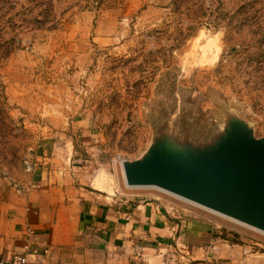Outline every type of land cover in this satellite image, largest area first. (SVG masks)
Instances as JSON below:
<instances>
[{
	"label": "rangeland",
	"instance_id": "rangeland-1",
	"mask_svg": "<svg viewBox=\"0 0 264 264\" xmlns=\"http://www.w3.org/2000/svg\"><path fill=\"white\" fill-rule=\"evenodd\" d=\"M227 111L263 136L264 0H0L4 178L43 136L95 120L105 136L90 153L91 175L106 176L131 200L207 217L221 238L262 255L264 233L122 180L120 160L146 150L155 122L174 115L202 137Z\"/></svg>",
	"mask_w": 264,
	"mask_h": 264
},
{
	"label": "crops",
	"instance_id": "crops-1",
	"mask_svg": "<svg viewBox=\"0 0 264 264\" xmlns=\"http://www.w3.org/2000/svg\"><path fill=\"white\" fill-rule=\"evenodd\" d=\"M103 136L95 120L59 126L35 146L32 174L0 176L1 260L26 256L33 230L41 256L31 264H264V254L221 238L209 218L180 217L158 199L131 200L106 176L91 175L90 153Z\"/></svg>",
	"mask_w": 264,
	"mask_h": 264
},
{
	"label": "water",
	"instance_id": "water-1",
	"mask_svg": "<svg viewBox=\"0 0 264 264\" xmlns=\"http://www.w3.org/2000/svg\"><path fill=\"white\" fill-rule=\"evenodd\" d=\"M122 177L264 233V134L232 111L202 137L174 115L155 122L146 150L122 161Z\"/></svg>",
	"mask_w": 264,
	"mask_h": 264
},
{
	"label": "built area",
	"instance_id": "built-area-1",
	"mask_svg": "<svg viewBox=\"0 0 264 264\" xmlns=\"http://www.w3.org/2000/svg\"><path fill=\"white\" fill-rule=\"evenodd\" d=\"M34 167L35 164L30 158H25V160L22 162V170L26 175L32 174L34 172ZM33 241H36V234L33 230H27L24 244V250L26 251L27 255L15 256L10 261H4L0 259V264H31L30 258H34L37 262L38 257L41 256V254L37 249L32 248ZM46 252L47 251L44 250L43 254H46Z\"/></svg>",
	"mask_w": 264,
	"mask_h": 264
},
{
	"label": "bare ground",
	"instance_id": "bare-ground-1",
	"mask_svg": "<svg viewBox=\"0 0 264 264\" xmlns=\"http://www.w3.org/2000/svg\"><path fill=\"white\" fill-rule=\"evenodd\" d=\"M121 168H122V162H121ZM126 186V185H125ZM127 187V186H126ZM127 188H129V187H127ZM129 189H140V188H129ZM152 189H154V188H152ZM158 190V189H157ZM159 191H161V190H159ZM200 207V206H199ZM209 212H211V211H209ZM211 213H213V212H211ZM214 214V213H213ZM226 219H228V218H226ZM228 220H230V219H228ZM231 221H233V220H231ZM235 222V221H234ZM236 223H238V222H236ZM238 224H240V225H243V224H241V223H238ZM243 226H246V225H243ZM248 227V226H247ZM250 228V227H249ZM253 229V228H252Z\"/></svg>",
	"mask_w": 264,
	"mask_h": 264
}]
</instances>
